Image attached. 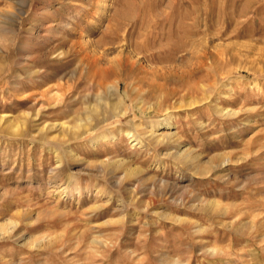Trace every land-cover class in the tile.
Wrapping results in <instances>:
<instances>
[{"label": "rangeland", "instance_id": "1", "mask_svg": "<svg viewBox=\"0 0 264 264\" xmlns=\"http://www.w3.org/2000/svg\"><path fill=\"white\" fill-rule=\"evenodd\" d=\"M0 264H264V0H0Z\"/></svg>", "mask_w": 264, "mask_h": 264}, {"label": "bare ground", "instance_id": "2", "mask_svg": "<svg viewBox=\"0 0 264 264\" xmlns=\"http://www.w3.org/2000/svg\"><path fill=\"white\" fill-rule=\"evenodd\" d=\"M250 10V9H249ZM137 54V53H136ZM138 57V56H137ZM128 58V57H127ZM133 58V57H132ZM133 62V61H131ZM101 82V81H100ZM214 82V81H213ZM101 85V84H100ZM119 85V84H118ZM115 82V84H108L106 87L109 88V90H114L117 88L118 86ZM208 88V87H207ZM179 101V100H178ZM194 101V100H193ZM180 103V102H179ZM191 103V102H190ZM152 107L151 105H149L148 108ZM137 108L138 109H141L142 108V100L138 101L137 102ZM219 108V107H218ZM230 108V107H229ZM125 111L126 109H123V113L122 115H125ZM132 111H134L132 109ZM219 111H223V112H228L229 114H233L234 111L233 110H230V109H227L226 107H222L219 109ZM141 112V111H140ZM227 113V114H228ZM163 121H159V119L157 120H154V121H150L149 123H147L146 126H144V128L140 129L139 130V133L137 134H133V135H130L129 138L130 139V142L132 143V145H136L138 144L139 142V139H143L145 140L146 142H150V143H153L155 145H160L161 143L163 144V142L165 141H168V140H171L173 138V134H171V125L169 123V121L165 120V119H162ZM163 123V126H160V124ZM139 125V124H138ZM165 125V126H164ZM135 141V142H134ZM131 145V146H132ZM179 145V144H178ZM171 152V151H170ZM169 155V154H168ZM172 156H174L178 161L181 160V163L182 161L184 160H187L190 158V150L189 149H185V148H182V146H178V150L172 154ZM192 158V157H191ZM190 158V159H191ZM122 161L121 159H116L112 162H120ZM61 164V163H60ZM206 169L205 168H201L199 169V171H205ZM133 171V170H131ZM197 171V170H196ZM203 202V201H202ZM204 203V202H203ZM206 203L208 205H216V201H214V199L212 200H207ZM216 203V204H215ZM215 207V206H214ZM208 209V208H207ZM1 236H4V235H1Z\"/></svg>", "mask_w": 264, "mask_h": 264}]
</instances>
